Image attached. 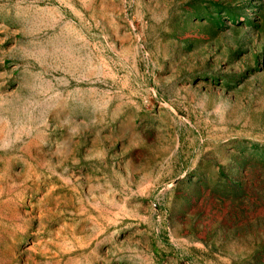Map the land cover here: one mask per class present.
<instances>
[{
  "label": "rangeland",
  "instance_id": "obj_1",
  "mask_svg": "<svg viewBox=\"0 0 264 264\" xmlns=\"http://www.w3.org/2000/svg\"><path fill=\"white\" fill-rule=\"evenodd\" d=\"M0 264H264V0H0Z\"/></svg>",
  "mask_w": 264,
  "mask_h": 264
}]
</instances>
